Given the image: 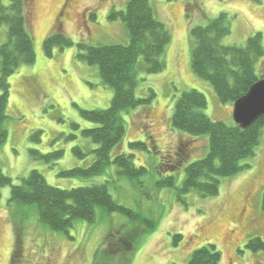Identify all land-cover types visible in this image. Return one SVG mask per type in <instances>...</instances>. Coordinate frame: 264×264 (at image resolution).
Instances as JSON below:
<instances>
[{
	"label": "rangeland",
	"instance_id": "rangeland-1",
	"mask_svg": "<svg viewBox=\"0 0 264 264\" xmlns=\"http://www.w3.org/2000/svg\"><path fill=\"white\" fill-rule=\"evenodd\" d=\"M129 1L28 0L36 62L21 66L9 79V136L0 148V170L14 185L34 169L51 186L65 190L108 181L118 204L156 227L148 233L141 222L98 209L93 223L79 220L67 232H57L39 220L35 206L10 205L11 187L7 186L0 189V264H188L192 253L209 243L221 251V264H264L263 251L246 247L254 237L264 241V128L256 156L245 162L251 168L222 179L219 195L202 197L195 190L184 193L181 187L187 166L209 153L210 138L176 130L171 122L183 92L197 90L207 98L203 111L207 116L236 124L233 105L222 104L212 85L194 73L190 33L193 27L227 13L232 33L223 39L224 45L244 47L258 32L264 42V1L150 0L156 18L165 23L172 37L163 56L166 68L156 74L138 69L136 96H155L147 108L123 112L126 135L112 152V158L134 154L136 167H145L147 173L132 180L111 165L104 175L91 179L60 176L65 170L87 168L96 160L98 145L83 132L97 125L86 121L81 110H107L114 97V90L103 84L98 66L79 59V44H129L123 22L108 18L112 10L125 11ZM60 30L72 45L57 48L48 57L44 42ZM7 38L4 27L0 46ZM133 142L147 143L149 150H132L129 144ZM78 148L85 157L75 152ZM177 163L178 169L171 167ZM170 175L176 178L175 188H157L161 177ZM129 233L135 241L120 239ZM111 234L118 238L109 239ZM178 235L183 238L175 245Z\"/></svg>",
	"mask_w": 264,
	"mask_h": 264
},
{
	"label": "trees",
	"instance_id": "trees-1",
	"mask_svg": "<svg viewBox=\"0 0 264 264\" xmlns=\"http://www.w3.org/2000/svg\"><path fill=\"white\" fill-rule=\"evenodd\" d=\"M253 1L262 3L264 0ZM28 7V0H0V30L7 27L8 35L6 42L0 46V148L9 136L6 128L11 88L9 79L21 66H31L36 62ZM94 17L95 15L92 18ZM108 18L112 22H123L129 33L130 43L101 46L79 44V59L98 66L103 84L114 90V97L107 110H81V116L86 121L97 125L83 132L98 145L94 151L96 160L87 168L65 170L60 173L62 177L91 179L104 175L111 165L119 169L120 175L132 180H139L147 173L145 167H136L134 154L123 153L112 158V152L122 144L126 135L123 112L147 108L155 96V93L146 99L136 96L138 69L156 74L166 68L163 56L172 42L171 33L165 23L156 18L150 0H130L125 11L112 10ZM231 33L228 14L221 13L207 25L193 27L190 34L193 40L194 73L212 85L222 104L234 105L263 77L261 64L264 61V42L263 34L258 32L247 39L244 47L226 46L223 39ZM71 45L72 41L60 30L45 40L44 51L48 57H52L55 49L64 50ZM141 60L143 64H140ZM207 107L208 101L204 94L197 90L183 92L176 102L171 122L174 129L191 136H209V153L187 166L181 191L187 193L195 190L202 197H214L220 193L222 179L251 168V164L245 162L256 156L264 128V117L251 128L242 129L236 124L230 126L225 122L213 121L203 112ZM129 146L132 150H149L147 143L133 142ZM75 152L85 157L80 148ZM62 155L59 153L57 156ZM182 160L184 161L183 158ZM178 163L171 167L178 169ZM163 178L157 182V188H175V176ZM108 184L106 181L71 190L60 189L51 186L42 173L34 169L21 184L14 185L12 178L0 170V189L11 187L9 204L35 206L39 220L54 231L67 232L79 220L93 223L97 210L101 209L107 214H121L141 222L146 232H153L156 224L146 219L142 221L138 213L118 204L111 195ZM262 210L264 212V194ZM114 236L116 235L111 234L109 239ZM133 236L129 233L120 239L131 242L136 240ZM182 238L180 235L176 236L174 244L178 245ZM246 247L253 252H264V241L254 237ZM221 262V251L217 245L209 243L195 250L188 264Z\"/></svg>",
	"mask_w": 264,
	"mask_h": 264
},
{
	"label": "water",
	"instance_id": "water-1",
	"mask_svg": "<svg viewBox=\"0 0 264 264\" xmlns=\"http://www.w3.org/2000/svg\"><path fill=\"white\" fill-rule=\"evenodd\" d=\"M233 117L236 125L242 129L251 128L264 117V75L245 96L235 102Z\"/></svg>",
	"mask_w": 264,
	"mask_h": 264
}]
</instances>
